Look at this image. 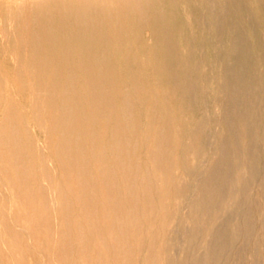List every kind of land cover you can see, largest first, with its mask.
I'll list each match as a JSON object with an SVG mask.
<instances>
[{
	"label": "bare ground",
	"instance_id": "6f19581e",
	"mask_svg": "<svg viewBox=\"0 0 264 264\" xmlns=\"http://www.w3.org/2000/svg\"><path fill=\"white\" fill-rule=\"evenodd\" d=\"M199 3L216 37L244 10L239 0H0V264H200L189 250L233 246L232 234L213 242L225 215L253 200L241 192L258 168L243 161L234 187L209 170L227 128L212 116L199 41L173 17ZM145 47L155 49L146 64ZM199 114L187 145L179 127Z\"/></svg>",
	"mask_w": 264,
	"mask_h": 264
},
{
	"label": "rangeland",
	"instance_id": "374dc122",
	"mask_svg": "<svg viewBox=\"0 0 264 264\" xmlns=\"http://www.w3.org/2000/svg\"><path fill=\"white\" fill-rule=\"evenodd\" d=\"M239 1L244 10L229 12L230 23L224 22L219 37H216L215 32L202 21L204 14L200 3L194 8L195 13L193 8L184 10L179 7L177 13L173 15L176 24L182 26L191 40L195 44L199 41L196 44L198 46L196 60L207 80V94L214 100L212 116L220 115L227 128V132H221L219 135L221 150L209 170L213 172L217 182H221L227 176L228 184H233L234 187L243 161L252 159L256 163V165L253 163V166L255 169L258 168L255 170L257 171L253 177L255 182L252 181L255 184H251V190L248 192L244 188L241 192L245 199L252 191L250 195L254 196L253 200L248 196L250 200H245L240 214L228 212L225 215L219 227V232H224L222 234L225 237L221 234V241L213 242L215 245L219 242L218 244L221 243L223 246L227 242L226 237L232 234L233 246L223 250L216 246L211 256H207L206 250L201 247L189 250L187 254L199 259L200 264H208L215 259L218 261L216 264H264V99L261 100L264 98V14H262L264 0ZM166 15L171 17L169 4ZM142 37L148 39L149 33L145 31ZM214 38L221 40L216 50L213 45ZM201 46L206 47L203 56H199L198 52ZM183 48L184 44H181V52L185 53ZM153 51L155 49L152 47L136 49L139 60L145 64L151 62L150 54ZM112 57L116 63H123L118 51L113 50ZM150 80L151 84L159 82L154 78ZM201 119L200 114L196 115L190 118L188 125L179 127L180 132L184 133V129L186 130L185 144L193 146L196 143L197 126ZM205 126L207 135H210L212 127ZM187 132L194 138L188 137ZM245 136L249 139L245 140ZM138 142L143 143L142 137H139ZM226 147L231 149V152L226 153ZM158 149L160 150V147L157 151ZM256 191L257 194H253ZM8 195L11 201H15V194L12 191L8 192ZM215 220L216 216L211 215L206 216L203 222L206 224ZM0 234L4 238L2 232Z\"/></svg>",
	"mask_w": 264,
	"mask_h": 264
}]
</instances>
